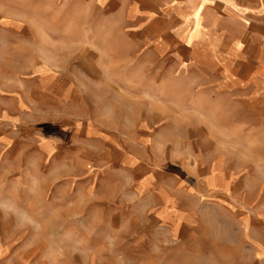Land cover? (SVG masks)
Masks as SVG:
<instances>
[{"label": "rangeland", "instance_id": "rangeland-1", "mask_svg": "<svg viewBox=\"0 0 264 264\" xmlns=\"http://www.w3.org/2000/svg\"><path fill=\"white\" fill-rule=\"evenodd\" d=\"M58 1L0 0V264H264L262 195L176 193L186 225L160 211L178 166L150 124L168 116V68L136 67L117 20L73 18ZM88 65L94 79L72 83L90 79ZM140 117L150 125L135 129ZM115 123L138 159L105 162L84 147ZM62 141L79 156L56 154Z\"/></svg>", "mask_w": 264, "mask_h": 264}, {"label": "crops", "instance_id": "crops-1", "mask_svg": "<svg viewBox=\"0 0 264 264\" xmlns=\"http://www.w3.org/2000/svg\"><path fill=\"white\" fill-rule=\"evenodd\" d=\"M58 2L70 4L73 18L117 20L115 25L126 28L124 32L134 39L124 50L139 52L136 67L168 68V116L165 119L157 113L150 124L158 125L157 146L168 143V164L178 166L169 173L168 192L159 189L160 211L171 212L173 224L186 225L190 213L174 194L231 197L235 201L234 196L245 189L262 195L258 203L264 208V0ZM92 67L83 71L90 79L77 74L71 82L94 79ZM135 75L128 80L142 79V73ZM156 79L164 82L158 76ZM150 93L154 99L160 97L158 89ZM153 106L159 105L153 102ZM177 106L184 111L178 125ZM150 124L140 117L131 125L143 129ZM106 131L110 132L97 142H80L84 147L102 148L98 160L138 159L128 152L127 140L121 136L123 123ZM163 131L168 132L167 139H163ZM65 141L56 142L62 146L56 154L79 156L74 154L79 147ZM90 149L84 151L95 155ZM44 151L47 155L49 149Z\"/></svg>", "mask_w": 264, "mask_h": 264}, {"label": "clouds", "instance_id": "clouds-1", "mask_svg": "<svg viewBox=\"0 0 264 264\" xmlns=\"http://www.w3.org/2000/svg\"><path fill=\"white\" fill-rule=\"evenodd\" d=\"M0 207H2V205H0Z\"/></svg>", "mask_w": 264, "mask_h": 264}]
</instances>
